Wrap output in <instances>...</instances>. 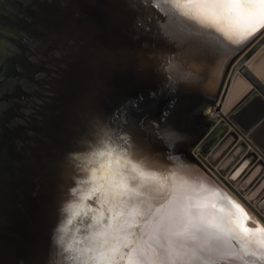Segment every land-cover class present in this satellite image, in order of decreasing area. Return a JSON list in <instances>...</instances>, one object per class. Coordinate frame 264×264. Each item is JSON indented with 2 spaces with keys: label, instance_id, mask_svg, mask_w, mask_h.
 I'll use <instances>...</instances> for the list:
<instances>
[{
  "label": "water",
  "instance_id": "obj_1",
  "mask_svg": "<svg viewBox=\"0 0 264 264\" xmlns=\"http://www.w3.org/2000/svg\"><path fill=\"white\" fill-rule=\"evenodd\" d=\"M157 3L0 0V264H65L59 237L82 238L96 214L76 206L100 209L88 162L101 142L151 174L217 186L205 164L264 223L213 167L237 153L229 168L264 169V78L248 65L264 33L209 51ZM236 77L248 87L223 110Z\"/></svg>",
  "mask_w": 264,
  "mask_h": 264
},
{
  "label": "snow or ice",
  "instance_id": "obj_2",
  "mask_svg": "<svg viewBox=\"0 0 264 264\" xmlns=\"http://www.w3.org/2000/svg\"><path fill=\"white\" fill-rule=\"evenodd\" d=\"M151 6L198 25L192 35L209 51L225 43L246 47L264 33V0H159ZM88 163L94 185L88 198H98L100 209L76 206L74 216L96 214L91 223L83 221L82 238L68 243L59 237L65 264H264V227H247V213L231 198L224 197L235 216L210 207L217 193L147 175L141 162L113 144L101 142Z\"/></svg>",
  "mask_w": 264,
  "mask_h": 264
},
{
  "label": "rangeland",
  "instance_id": "obj_3",
  "mask_svg": "<svg viewBox=\"0 0 264 264\" xmlns=\"http://www.w3.org/2000/svg\"><path fill=\"white\" fill-rule=\"evenodd\" d=\"M264 49V48H263ZM231 105V104H230ZM239 148V147H238ZM233 152V151H232ZM237 154V153H235ZM235 154L233 156L230 154L229 156L223 158L218 164L214 165L213 167L216 168V170H224L227 168L226 174H223L222 176L232 184L234 189H236L238 192H243L242 196L246 198V200L252 205V207L256 210H262L260 213L264 217V192L258 193V190L261 188H264V169H262V165H255L247 167V162L241 164L240 160L236 161L235 163H232L231 167L229 168L230 163L235 158ZM215 156V155H214ZM214 156L212 158H214ZM232 156L230 161L226 164L225 162ZM257 158L259 160H262L263 157L260 154H256ZM211 157H207L209 160ZM240 163V164H239ZM206 172L209 174V176L202 172L205 177H207L210 181H213L216 185H218V188L224 189L227 194L232 196L234 200L244 209V211L248 214L249 218L245 222L246 225L252 226V228L257 227H264V223H262L258 217L255 215L254 212H252L245 204L241 202L238 197H236L232 191L223 183L221 179H219L216 175L210 171L208 167L203 164ZM238 168L236 175H233V169ZM240 170H244L239 176H237L240 172ZM237 176V177H236ZM234 180V183L231 181ZM219 200V204L217 205L218 208L223 207L226 210V207H224L225 203L222 202L221 198H217ZM234 216L236 215L235 212L231 211ZM249 226V227H250ZM240 245V243L238 244ZM238 250V249H237ZM243 251L240 247V250ZM233 264H239L238 261Z\"/></svg>",
  "mask_w": 264,
  "mask_h": 264
},
{
  "label": "bare ground",
  "instance_id": "obj_4",
  "mask_svg": "<svg viewBox=\"0 0 264 264\" xmlns=\"http://www.w3.org/2000/svg\"><path fill=\"white\" fill-rule=\"evenodd\" d=\"M264 49H261L260 51H258L249 61H248V65L250 66V68H252L254 70V72L261 78H264ZM246 87H248L247 83L239 78L236 77L232 83V87L230 89V92L228 94V97L226 98V101L224 103L223 106V110H227L230 106V104L233 102V100L237 99V96L240 94V92H242ZM250 113L246 114V115H240L238 117V125H246L248 124L250 118H248L247 120H245L247 118V116H249ZM233 120V119H232ZM255 136L256 134L253 133ZM257 137V136H256ZM258 138L260 141H264V135H258ZM96 168H99V164L95 165ZM142 170V169H141ZM144 171V170H142ZM147 175H152L149 172L144 171ZM149 173V174H148ZM157 175V174H156ZM157 176H161V175H157ZM170 182H174L176 184H187L193 188H198L200 185H203L206 189H208L210 192H215L217 193V196L214 198L213 202L216 203H211L210 207L213 208H218L217 205L219 204V200H217V198H221L222 202L225 203L224 207H226V211H233L235 212V209L232 208V206L230 204L227 203V200L224 198L225 195L222 191V189L218 188L217 186H213L210 183H207L205 181L202 180H191L190 179H178L174 176L170 177ZM224 190V189H223ZM233 193V192H232ZM234 194V193H233ZM235 195V194H234ZM236 196V195H235ZM237 197V196H236ZM239 199V198H238ZM234 200V198L232 199ZM235 201V200H234ZM242 202V200H241ZM237 203V202H236ZM252 211V210H251ZM253 212V211H252ZM257 216V214H255ZM258 217V216H257ZM258 219L263 223V221L258 217ZM247 226V225H246ZM250 225H248L247 227H249ZM154 227V225L149 224L148 228L149 230H151ZM249 228H252V226H250ZM252 229H255L254 227ZM235 246L238 250H240V245L239 242H234ZM241 255H244V252L241 251L240 252ZM236 262V261H235ZM234 262V263H235Z\"/></svg>",
  "mask_w": 264,
  "mask_h": 264
}]
</instances>
